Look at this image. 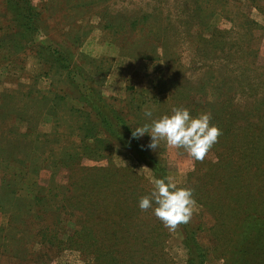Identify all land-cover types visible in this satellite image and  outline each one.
Masks as SVG:
<instances>
[{
    "label": "rangeland",
    "instance_id": "rangeland-1",
    "mask_svg": "<svg viewBox=\"0 0 264 264\" xmlns=\"http://www.w3.org/2000/svg\"><path fill=\"white\" fill-rule=\"evenodd\" d=\"M173 107L221 130L203 160L132 137ZM157 174L193 190L174 230ZM257 262L264 0H0V264Z\"/></svg>",
    "mask_w": 264,
    "mask_h": 264
},
{
    "label": "clouds",
    "instance_id": "clouds-1",
    "mask_svg": "<svg viewBox=\"0 0 264 264\" xmlns=\"http://www.w3.org/2000/svg\"><path fill=\"white\" fill-rule=\"evenodd\" d=\"M144 115L151 117L152 111L146 109ZM210 120L207 112L193 116L188 108L173 107L170 113L152 120L150 124L136 125L132 137L140 138L147 133L151 138L147 145L150 150H156L159 142L164 141L170 148L183 149L191 158L203 160L221 134ZM194 205L193 190L178 186L171 177L155 179L150 195L138 201L141 211L152 209L169 230H174L180 223H188Z\"/></svg>",
    "mask_w": 264,
    "mask_h": 264
},
{
    "label": "trees",
    "instance_id": "trees-1",
    "mask_svg": "<svg viewBox=\"0 0 264 264\" xmlns=\"http://www.w3.org/2000/svg\"><path fill=\"white\" fill-rule=\"evenodd\" d=\"M110 123V122H109ZM117 130H115V132H116ZM117 133H118V131H117ZM142 153V152H141ZM144 155V154H143ZM158 164V163H157ZM154 166H155V171H156V173L158 172V168H157V165H156V162H155V164H153ZM157 178H161V176H158V174H157ZM257 264H259V262H257ZM262 264V263H261Z\"/></svg>",
    "mask_w": 264,
    "mask_h": 264
}]
</instances>
